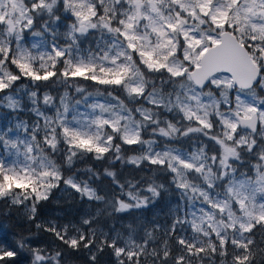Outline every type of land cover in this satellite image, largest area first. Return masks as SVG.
<instances>
[{"label":"snow or ice","instance_id":"6c2138e0","mask_svg":"<svg viewBox=\"0 0 264 264\" xmlns=\"http://www.w3.org/2000/svg\"><path fill=\"white\" fill-rule=\"evenodd\" d=\"M0 109V201L102 205L0 264H264V0H0ZM172 191L162 221L101 226Z\"/></svg>","mask_w":264,"mask_h":264},{"label":"trees","instance_id":"16d2710c","mask_svg":"<svg viewBox=\"0 0 264 264\" xmlns=\"http://www.w3.org/2000/svg\"><path fill=\"white\" fill-rule=\"evenodd\" d=\"M30 38V35L27 36ZM58 87V86H52ZM55 95L56 92L53 91ZM2 109H0L1 111ZM22 114V113H21ZM3 122L0 121V124ZM130 154V153H129ZM92 165L97 170L102 171V166L99 162H93L90 159L86 162H81L77 165L78 168L83 169ZM117 171H121L118 167ZM133 176H151V172H136L132 170L131 166L123 169V174L128 176L129 173ZM70 174V173H69ZM103 186L105 189L108 188L110 180L104 179ZM161 182L165 180V177H160ZM179 199V193L172 191L169 193L162 194V197L157 200L155 205L149 206L148 209L137 210L133 214L118 213L114 216H101V226L115 224L120 227L121 224L131 222L134 218L140 219L143 222H148L152 219L163 220V215L168 211L170 205H173ZM98 208H102L98 202H89L81 200L78 194L74 192H64L61 189L54 190L52 197L49 201L43 202V206L40 209L37 221H30L27 219L24 210L22 208L13 207L7 204L5 201H0V241L3 242H15L20 237L28 238L31 241L32 247H40L46 249H53L59 246L64 248L58 240L55 239L50 233L39 231L35 227V223L41 220H55L57 224H66L69 221L75 224H79L81 217L85 216L86 213L95 212ZM107 230V229H105ZM66 250V249H65ZM68 251V250H66ZM87 252L81 251L79 253H71L69 251L68 264H86ZM31 264L30 253H22L21 264ZM102 264H113V258L105 255L102 258Z\"/></svg>","mask_w":264,"mask_h":264},{"label":"rangeland","instance_id":"374dc122","mask_svg":"<svg viewBox=\"0 0 264 264\" xmlns=\"http://www.w3.org/2000/svg\"><path fill=\"white\" fill-rule=\"evenodd\" d=\"M61 30H63V29H61ZM37 39H39V38H37V37H33V36L30 35V38H27V41H28L29 43H32L33 41H35V40H37ZM81 110L83 111V108H82ZM1 111H4V110H1ZM20 116H21L22 119H31L32 114L29 113V112H24V113L20 114ZM0 121L4 122L3 120H0ZM174 203H175V202H174ZM174 203H173V204H174ZM86 214H88V213H86ZM86 214H85V215H86ZM164 219H165V216L163 215V220H164ZM23 264H25V263L23 262Z\"/></svg>","mask_w":264,"mask_h":264}]
</instances>
